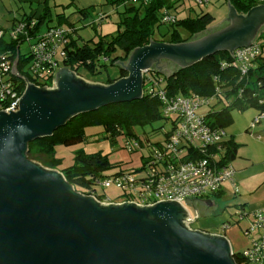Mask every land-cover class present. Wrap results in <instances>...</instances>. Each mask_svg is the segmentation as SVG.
I'll return each instance as SVG.
<instances>
[{"label":"water","instance_id":"95a60500","mask_svg":"<svg viewBox=\"0 0 264 264\" xmlns=\"http://www.w3.org/2000/svg\"><path fill=\"white\" fill-rule=\"evenodd\" d=\"M257 22L264 23V5L238 15L227 2L224 19L189 41L152 40L134 49L117 62L127 75L111 84L87 82L64 67L56 69L52 88L24 79L19 110L0 111V264H235L225 238L187 228L192 220L178 203H97L76 192L59 171L30 161L26 151L31 141L50 137L79 114L140 99L145 73L168 78L217 52L233 57L264 32L263 27L257 35ZM160 60L177 66L164 71ZM17 61L10 73L20 78ZM195 200L185 199L195 218L222 211L219 199Z\"/></svg>","mask_w":264,"mask_h":264},{"label":"trees","instance_id":"16d2710c","mask_svg":"<svg viewBox=\"0 0 264 264\" xmlns=\"http://www.w3.org/2000/svg\"><path fill=\"white\" fill-rule=\"evenodd\" d=\"M50 1L52 0H37V2H41L38 5L39 8L33 9L27 16H22L8 30L9 32L12 31L20 23L25 24L23 32L17 35V40L10 38L9 34L8 38H5L7 30H3L4 36L0 40V53H8L9 59L14 63L18 59L16 69L21 77L12 75V81L18 95L25 88L24 79L32 82V78L25 70V63L29 61L28 53L21 54L19 47L24 43L26 37H37L36 32L42 23H46L48 29L67 26L64 28L68 30V34L61 47L62 55L58 62L61 67L69 69L79 78V70H84L92 76L106 73L109 67L117 66V62L126 61L134 49L146 46L152 40L171 44L187 42L194 35L203 32L213 22V17L209 13L194 17L187 16L181 19L175 17L173 23L164 22L165 12L179 0H105V4L110 6L112 11L119 16V21L116 22L117 28L112 34L98 35L96 42L92 39L89 40L93 42L91 45L89 41L78 43L74 37L78 30L76 28L77 22L69 21L72 13L61 12L56 14L57 23L49 24L53 20ZM227 1L240 14H245L258 5H264V1L261 0ZM41 6L42 8H40ZM67 6L65 5L63 8ZM89 8L92 7L77 9L73 14H78L79 21H81L89 15L91 10ZM34 20V25H32ZM163 25L166 26V32L160 33L159 27ZM179 27L187 30L188 35L185 39H182ZM0 31L2 30L0 29ZM155 34H158V39L154 38ZM166 36L169 37L166 39ZM260 36L264 38L263 34ZM222 62L228 65L221 68ZM231 62L228 52H217L190 67L177 71L168 78H164L165 86H161L160 83L159 86L169 96L212 98V103L205 115L207 124L211 128L225 133V129L233 122L232 111L234 110L241 112L250 108L255 109L256 115L252 121L264 115V58L262 54L252 61L249 70L244 75H241L239 69L231 65ZM126 75L127 73L119 67V75L116 78L108 77L104 83L111 84ZM44 84H51V75L46 78ZM144 84L142 85L144 93L140 99L126 103L109 104L94 111L79 114L57 128L50 137L31 141L27 145V158L34 163H41L38 165L43 168L48 167L54 170L58 164L54 155L55 145L61 143L68 146L82 142L84 139L82 127L88 125H99L112 136L127 135L128 138L141 144L133 132L134 126L151 123L160 118V110L162 111L159 100L149 94L148 90L145 93ZM218 104H221L222 107L220 110H215ZM261 121L262 119L258 120V123ZM170 133L171 131L166 133L164 142L167 141ZM220 144L219 154L222 155L223 162L228 165V162L235 158L238 145L229 139L223 140ZM155 147L157 146L152 147L150 154L145 158V163L152 157V150ZM116 165L117 163H111L108 160L107 155L101 153L88 155L78 152L75 154L73 164L59 172L76 192L86 196H94L97 200H101L102 198L97 195V183L102 178L111 176L105 172ZM115 174L119 173L112 175ZM233 261L235 264H247L243 253H233Z\"/></svg>","mask_w":264,"mask_h":264},{"label":"built area","instance_id":"2783aa9c","mask_svg":"<svg viewBox=\"0 0 264 264\" xmlns=\"http://www.w3.org/2000/svg\"><path fill=\"white\" fill-rule=\"evenodd\" d=\"M197 1V4L201 5L204 0ZM174 20V16L165 12L164 22L173 23ZM34 22L31 24L34 25ZM24 25L20 23L10 31L8 33L10 38L17 40V35L24 30ZM67 34L68 30L64 27H54L48 29L44 35L26 37L24 43L30 46V52H28L30 65L26 71L32 78V82L28 81V83L37 87L52 88L53 76L60 66L58 61L62 55L61 47L65 43ZM261 34L264 35V32H261L249 46L235 49L232 52L233 57L230 55L232 61L230 64L236 66L241 75L247 73L252 61L261 54L263 46L261 44L264 43ZM3 36L4 32L0 31V40ZM12 65L9 54L0 53V111L5 114L19 110L18 101L26 89L25 82L23 92L18 95L12 81L13 74L10 73ZM227 65L222 62L221 68ZM49 75H51V84L45 85L44 82ZM145 82H148V93L155 96L161 103L164 115L174 117L171 133L162 146L153 148L152 157L139 168V170H145L144 175L137 177L132 173L122 172L104 177L97 183L102 189L115 186L137 200L129 199V197L122 202L114 203L91 197L101 204L134 203L140 207L162 201H173L183 206L186 203L185 199L211 198L220 192L224 182H231L234 175L233 169L223 162V157L219 154L220 143L225 140V133L211 128L207 124L206 113L198 112L202 107L208 109L212 98L169 96L165 90L160 88V81L151 80L148 73L143 76V83ZM142 93H144L143 90ZM263 118L264 115L254 119L251 122V128ZM188 217L191 220L189 212ZM191 223V221L187 222L188 229ZM263 227L264 212H258L247 232ZM259 237L252 241L246 251L242 252L247 264H264V234H260Z\"/></svg>","mask_w":264,"mask_h":264},{"label":"rangeland","instance_id":"374dc122","mask_svg":"<svg viewBox=\"0 0 264 264\" xmlns=\"http://www.w3.org/2000/svg\"><path fill=\"white\" fill-rule=\"evenodd\" d=\"M67 1L68 0L50 1L49 5L52 10L53 19L52 22H49L50 25H54L57 23L55 15L63 12V5L66 4ZM197 2V0H179L173 5V7L168 8L167 13L171 16L176 17L177 19H181L187 16L194 17L195 15L209 13L213 17V22L209 27L221 22L227 14V0H204L203 4L201 3V5L197 4ZM228 6H230L229 2ZM18 7H20V10L18 9ZM108 7L111 8L108 5L103 6V8H107L109 10ZM32 8H35V4H32ZM99 8L100 7L93 6L86 19L76 25L78 32L76 35H74V37L78 40V43L89 41L91 39L96 42L98 40V35L108 33L112 34L116 31V22L119 21V16L115 14L114 11L109 10V17L100 20V15L98 13ZM30 10L31 8L28 3H20L18 2V0H0V29L2 31L4 29H7V31L5 32V38H8L10 23L7 21L12 18L10 17L11 14L18 12L20 17L22 13L29 14ZM10 11H12V13H10ZM68 12L70 11H67V13ZM63 26L65 28L67 27L66 25ZM47 30V24L42 23L40 28L38 29V36L44 35ZM159 32H166V26H160ZM179 33L182 39H185L188 35L187 30H185L184 28L182 29V27H179ZM168 37L169 36H166L165 38L167 39ZM154 38L158 39V34H155ZM90 44L92 45L93 42H90ZM19 48L21 54H27L28 52H30V46L27 43H23ZM261 50L262 57L264 58V45L261 47ZM29 65V61L25 63V70ZM78 74L82 79L105 82L108 77L116 78L119 75V67L116 65L113 67H109L106 73L97 74L95 76L88 74L84 70H79ZM148 75L151 80L160 81V85L163 87L165 86L163 77L151 72H149ZM147 87L148 82H145V93L147 91ZM221 107L222 105L218 104L215 107V110H220ZM207 110V107H202L198 110V112L200 114H204L207 112ZM255 115L256 110L252 108L241 112L237 110L232 111L233 122L225 129V139H229L231 138L230 136H232L234 142L239 145L247 141V139L250 137V143L254 145V147L255 145H258L255 143L256 139L250 134L251 132L253 133L254 129L257 128V125L251 128V119ZM172 119H174L173 116L167 117L160 110V118L152 121L151 123L134 126L133 132L139 138L141 144L136 143L135 140L128 138L127 135H109L99 125L84 126L82 127L84 131V139L82 142L68 146H65L61 143H57L55 145L54 155L58 160V164L56 165L54 170L60 171L72 165L75 154L78 152H83L84 154L88 155L101 153L103 155H107L108 160L111 163H117L116 166L108 169L105 174L112 175L114 173L128 172L134 174L137 177L142 176L144 175L145 170H139V168L144 165L145 158L150 154L152 147H159V145L164 143L166 133L172 130ZM248 132L250 133L248 134ZM245 134L247 136L244 138L242 135ZM251 147V145L249 147H238L237 154L239 157L236 158V161L243 160L242 158H245V156L251 158V160H258L262 155V150L261 152L255 151ZM45 168L50 169L48 167ZM243 175L248 180L256 179L255 182H260L262 181V178L264 176V165L262 164L260 167L257 165L249 167ZM223 186L225 187L224 184ZM225 192L227 193V195L224 194L223 201H231L232 197H229L228 193L232 192L229 188H227ZM97 195L102 199H105L106 201H111L114 203L122 202L129 197V199L137 200L132 195L128 196V194L125 193L122 189H119L115 186L107 189H102L98 186ZM184 205L187 207L192 217H194L195 213L193 208L188 203H184ZM227 210H232V208L228 207ZM230 213L231 219H233V221L236 220L235 222H239L242 227L245 226L244 221L242 222V220L240 219V215L235 217V215H233L231 211ZM247 233L250 234L249 237H255L259 234V231L254 230ZM240 234L244 237L241 231Z\"/></svg>","mask_w":264,"mask_h":264},{"label":"crops","instance_id":"0c3cea01","mask_svg":"<svg viewBox=\"0 0 264 264\" xmlns=\"http://www.w3.org/2000/svg\"><path fill=\"white\" fill-rule=\"evenodd\" d=\"M71 1L72 0H68L67 3L63 5V6L68 5L67 7L63 9V12L65 14L72 13V15L69 17V21L75 22V23L77 22L76 25L86 19L85 18L79 21L80 20L79 15L73 14V12H75V10L77 9H84V8L93 7V6L100 7L98 9L100 20H103L104 18L109 17L108 13L112 10L109 7L108 8L110 11L107 8H103V6L106 5L105 0H74L73 3L69 5ZM18 2L28 3L31 8L30 13L32 12L33 9L39 8L38 5L41 3V2L40 3L37 2V0H18ZM32 4H35V8H32ZM19 8L20 7H18V9ZM40 8H42V6ZM12 11H10V13H12ZM67 11H70V12L67 13ZM29 14L22 13L19 17L18 12L12 13L10 16L12 18H10L7 21L10 23V28L17 21H19L20 18H22V16H27ZM237 14L239 15L240 13H237ZM40 26L38 27V29L40 28ZM36 33L39 34L38 32ZM59 68H61V66H59ZM83 80L90 82V83H100V84L107 85L106 83L102 81H95V80H89V79L88 80L83 79ZM256 125H257V128L254 129L253 133L248 132V134L250 133L256 139L255 143L258 145H255L254 147V145L250 143V140H249L250 137L247 139V141L243 142L242 144H239V145L237 144V145L238 147L240 146L249 147L251 145L252 146L251 148L255 151L261 152L262 150V155L260 156L258 160H251V158L245 156V158L244 157L242 158L243 160L236 161V158L239 157L237 154V150H236L235 158L232 161L228 162V165L234 171L233 180L231 182H224L223 184L225 185V187L222 184L220 192L217 193L216 196L211 197L214 199H219V202L222 204L221 213L216 214V215L195 218L196 211L194 207L191 204H189L193 208L194 213H195L194 217H192L187 207L183 205L185 210L189 212V215L192 220L191 221L192 223L190 224V227H189L190 230L201 231V232L209 233L211 235L225 238V240L229 243L230 249L233 253H242L246 251L251 246L252 241L259 239L260 234L262 233L264 234V227L256 230V231H259V234L255 237H249L250 234L247 233L249 225L253 221L255 214L258 212H264V176L262 178V181L255 182L256 179L248 180L243 175L244 172L249 167H253L254 165H257L260 167L262 164L264 165V118L262 119L260 123ZM246 132H247V128H246ZM251 135H248V136H251ZM242 136L245 138L247 135L245 134ZM230 137L231 138H229V140H233L232 136ZM227 188H229L230 191L232 192V193H228L229 197L230 196L232 197L231 201L230 200L223 201L224 194L227 195V193L225 192ZM228 207H231L232 210H227ZM230 211L232 212L233 215H235V217L240 215V219L242 220V222L244 221L245 226L242 227L239 222L238 223L235 222L236 220L233 221V219H231ZM240 231L243 233L244 237L241 236Z\"/></svg>","mask_w":264,"mask_h":264},{"label":"flooded vegetation","instance_id":"af4514ba","mask_svg":"<svg viewBox=\"0 0 264 264\" xmlns=\"http://www.w3.org/2000/svg\"><path fill=\"white\" fill-rule=\"evenodd\" d=\"M238 22V21H240V20H234V21H231V20H228V21H226L225 23V25L226 26H224V27H218L217 29H219V31L222 29H224L225 27H228V26H230L231 24H232V22ZM256 31H257V35L262 31V28L264 27V23H259V22H257V24H256ZM213 29H211V31H212ZM211 31H208L207 33H205V34H200L198 37L196 36L195 38L196 39H198L199 37H202V36H207L208 34H209V32H211ZM159 66L162 68V70H164V71H170L171 69H173V68H175L176 66H177V64H176V62L175 61H171V60H160L159 61ZM173 72V71H172ZM195 202H200V200H195Z\"/></svg>","mask_w":264,"mask_h":264}]
</instances>
